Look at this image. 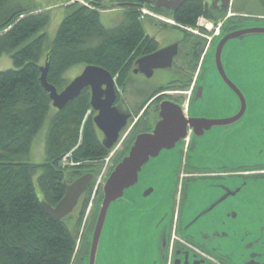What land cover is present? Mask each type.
Listing matches in <instances>:
<instances>
[{
	"label": "flooded vegetation",
	"instance_id": "flooded-vegetation-1",
	"mask_svg": "<svg viewBox=\"0 0 264 264\" xmlns=\"http://www.w3.org/2000/svg\"><path fill=\"white\" fill-rule=\"evenodd\" d=\"M169 11L141 16L146 37L157 44L151 52L139 50L131 61L126 85L132 82L137 93L144 96L138 108L124 99L123 87L118 84L120 74L115 77L117 98L114 105L130 115L118 143L111 149L112 155H116L115 163L126 155L138 134L154 128L160 120L163 101L180 104L190 117L224 120L241 110L239 97L218 72L215 52L225 36L242 29L264 27V17L232 14L220 6L211 18L219 28L210 37L206 29H202V34L187 31ZM169 29L179 30L181 34L177 39L164 42L167 39H162L164 32ZM251 35L264 36L236 37L226 47L233 40ZM173 45H177V54L170 67L140 66L141 58ZM256 56L261 62L257 63L256 71L246 75L245 87L231 76L224 61L228 77L245 98L243 115L234 122L216 124L210 129L195 131L189 128L187 136L173 149L163 150L149 161L145 167L154 166L152 175L156 185L140 188L138 183L133 186V197L130 199L125 194L118 203L114 212L118 213L123 233L117 240L105 237L107 246L114 252L108 248L101 256L102 264L113 261L117 264L115 251L122 253L125 264H264V217L260 214L257 225L250 228L247 222L253 217L245 209L252 207L255 197L264 193V48ZM170 71L173 74L169 81L152 90L147 91L139 83ZM208 83L216 86L220 94L217 99L213 97L211 111L203 105ZM150 110L155 113L153 121H150ZM90 115L94 121L97 112L92 110ZM97 135L103 143L106 135L98 127ZM248 195L252 202L247 199ZM83 246L84 252L78 259L81 261L89 255V238Z\"/></svg>",
	"mask_w": 264,
	"mask_h": 264
},
{
	"label": "trees",
	"instance_id": "trees-1",
	"mask_svg": "<svg viewBox=\"0 0 264 264\" xmlns=\"http://www.w3.org/2000/svg\"><path fill=\"white\" fill-rule=\"evenodd\" d=\"M89 1L71 5L49 41L42 32L51 21L47 11L23 0H0V56L11 53L14 63L0 70V264H74L79 259L77 234L65 222L67 217L55 220L41 202L55 206L65 196L67 171L78 176L92 172L95 177L111 151L99 140L93 116H86L90 88L59 110L42 85L41 67L49 63L48 81L58 90L65 86L66 70L78 64L102 66L114 77L120 74L118 84L124 87L134 54L151 52L157 44L146 37L140 8L166 9L119 0L126 9L124 19L108 27L101 19L103 0ZM216 11L206 0H187L169 12L178 24L195 27L200 17L214 18ZM47 120L45 160H23ZM69 153L78 164H63ZM92 184L85 194L90 195ZM88 204L89 197L79 222Z\"/></svg>",
	"mask_w": 264,
	"mask_h": 264
},
{
	"label": "water",
	"instance_id": "water-1",
	"mask_svg": "<svg viewBox=\"0 0 264 264\" xmlns=\"http://www.w3.org/2000/svg\"><path fill=\"white\" fill-rule=\"evenodd\" d=\"M140 1L157 9L174 10L187 0ZM211 6L214 9L221 6L225 12L232 14L264 17V6L261 0H212ZM248 34H264V27L242 29L225 36L217 45L215 52L218 72L226 85L239 97L241 110L232 118L217 120L187 116L182 106L172 100H166L160 104V120L151 130L138 134L126 155L115 165L105 180L96 223L89 237L90 250L88 257L85 258L88 259V264H97L101 241L104 230L106 232L113 204L121 201L125 197L126 191L139 183L140 173L151 159L159 156L163 150L173 149L182 138L187 136L189 128H193L195 131L210 129L216 124L234 122L243 115L246 101L239 87L225 71L224 49L230 40ZM176 54L177 45H173L141 58L139 64L143 68L150 69L170 67ZM41 71L42 85L49 92L53 106L59 110L64 109L84 89L90 88L91 107L97 112L94 122L106 135L103 145L107 149H112L118 143L120 133L130 118V115L122 113L114 105L117 98L116 78L102 66L87 65L80 75L59 91L55 85L48 81V62L41 67ZM92 179L93 174L86 173L73 183H66L65 196L55 206L42 201L44 210L57 221L64 219L74 212L81 196L87 192Z\"/></svg>",
	"mask_w": 264,
	"mask_h": 264
},
{
	"label": "rangeland",
	"instance_id": "rangeland-1",
	"mask_svg": "<svg viewBox=\"0 0 264 264\" xmlns=\"http://www.w3.org/2000/svg\"><path fill=\"white\" fill-rule=\"evenodd\" d=\"M25 1H26L25 2L26 4L28 3L31 6L38 7L39 10L47 11L51 15L50 24L44 29V31H42L48 34L49 41H52L55 38L59 25L61 21L63 20V18L65 17V15L69 12V8L71 5H76V4L89 5L90 4L89 0H68V1H64V0H25ZM206 1L208 3L211 2V0H206ZM100 5H101L100 11L101 13L105 14L104 16L108 14V13L106 14L105 12L110 11V10H114L118 8L126 10L124 6L119 4V0H103L102 4ZM140 9L143 15H148L150 13L155 14V12L151 10L150 8H148L147 6H143V7L141 6ZM111 14H115V13H111ZM158 15L160 16V14ZM112 16L113 18H111V21H110L112 26L118 25L124 19V16L122 15V17H120L121 15H119L118 13ZM169 20L173 21L172 18H169ZM203 20L204 21L202 22L203 24H205V26L200 25L198 22L197 25L194 27V30L195 31L197 30L199 32L198 34H202L203 33L202 29H206L208 27L206 30L209 32L210 37H212V33H216L218 31L219 26L215 25L213 20L206 16L203 18ZM144 25L148 31L149 25L147 21L144 22ZM180 34L181 32L176 29L165 30L164 37L162 39L164 40L165 38H167L166 41L164 42H169L173 39L179 38ZM263 48H264V36H252L251 35V36L244 38L243 40H238V39L233 40L227 45L226 50L224 52V61L226 62L227 68L231 76L235 80H237L243 87H245V84L243 83V81L247 80L245 78L246 75L252 70L256 71L255 67L257 66V63L261 62L259 57L256 56V54L260 49H263ZM13 67H14V63L12 60L11 53H5L0 56V70H7ZM85 67H86V64H78V65H75L67 69L66 72L63 74V80L65 83V86H63V89L73 79H75L78 75H80L84 71ZM172 74H173L172 71L167 72V74L160 73L158 77L153 78L149 82L142 83V81H139V83L141 85H144L147 91L152 90L153 88L166 84L169 81L168 79L170 78ZM212 83H208L209 86L207 88V93L205 94V98L203 99L204 100L203 105L208 108L214 106V104L212 103L213 97L216 99H217V96L220 97L218 88L212 85ZM121 91L123 93L124 99L128 101L130 104L135 105V107L137 106V108L140 106V104L144 100V96L142 97L137 93V90L135 89L132 82L130 81L128 82V85H125L121 89ZM54 110L55 108L52 109L51 113H53ZM206 110L211 111L210 108ZM150 113H151L150 121H153L152 116L155 115V113L153 112V110H150ZM48 124H49V120H47V122L45 123V125L43 126V128L41 129L37 137L35 138L31 153L29 154L28 157H25L23 160L33 162V163H41L45 160L46 158V153H45L46 132L48 129ZM118 150H121V148L120 149L118 148ZM115 157H116L115 153L112 155V151L109 152L107 158L103 161V164L101 165L99 172L95 175L93 179V184H92V189H91L92 192L90 193V195L83 194L74 212L71 213L69 216H67V218L65 219V222L68 224L71 231L74 232V234H77V240H78L77 241V254L79 253V256L80 254L84 252L83 245L86 243L87 239L90 236L93 216L98 211V206L100 204L101 197H102L101 194L99 196V192H101L100 187L102 183H104L107 173L110 170H112L117 164L115 163ZM153 167L154 166H147L143 169V171L141 172V180L139 184L137 185L138 187L144 188L148 184L156 185V182H155L156 178L155 176L152 175ZM78 175L79 174L74 173V171L73 172L67 171L65 175V180L68 184L73 183L77 178L80 177ZM100 179H101V184L95 193L93 205L92 207H90V203L93 197V192L95 191V186L97 185V182ZM135 187L130 188L129 190L126 191V196H129L130 199L133 197L132 192L134 191L133 189ZM38 191H39V188H38ZM88 197H89L88 208L83 216L82 221L79 222L83 205L86 202V199ZM248 198L250 199V202H252L251 196L249 197L248 195L247 199ZM255 199H256V203L252 207H247V208L245 207L246 211H249L250 215L253 217V218H250L249 221L247 222V225H249L250 228L257 225L258 220L261 218L260 214H262L264 217V193L260 194V197H258L257 195ZM119 202L114 203L111 208L112 214L109 217L108 225L106 227V232L104 230L97 264H102L101 256H104L105 253H107L108 248L110 251L114 252L112 247L107 246L105 237L108 235L107 237H109L110 239L113 238L114 240H117L120 237V235L123 233L121 229L122 226H120V223L118 222V218H119V216L117 215L118 213L114 212L115 210H117V207H119L118 206ZM89 208L90 210L88 211ZM109 255L111 256V258L112 257L114 258V255L112 252H109ZM115 257H116L117 264H125L126 260L124 259L122 253H117L115 251ZM112 263L115 264L114 261L111 263L108 262L107 264H112ZM74 264H88V259H84L82 261L77 259L75 260Z\"/></svg>",
	"mask_w": 264,
	"mask_h": 264
},
{
	"label": "built area",
	"instance_id": "built-area-1",
	"mask_svg": "<svg viewBox=\"0 0 264 264\" xmlns=\"http://www.w3.org/2000/svg\"><path fill=\"white\" fill-rule=\"evenodd\" d=\"M202 21H204L203 18L200 19L199 24L202 25V26H205V24H203ZM206 27H207V26H206ZM207 28H208V27H207ZM187 29H188V30H191V31H195L193 28H188V27H187ZM195 32L198 33L197 30H196ZM62 162H63L64 165H69V164L76 165V164H78V163H76V162H73V160L71 159V154H70V153H69V154H66V155L63 157ZM102 176H103V175H102ZM100 184H101V179L97 182V185L95 186V191L93 192V199H94L95 193H96V191L98 190ZM91 205H92V202H91L90 206H91Z\"/></svg>",
	"mask_w": 264,
	"mask_h": 264
},
{
	"label": "crops",
	"instance_id": "crops-1",
	"mask_svg": "<svg viewBox=\"0 0 264 264\" xmlns=\"http://www.w3.org/2000/svg\"><path fill=\"white\" fill-rule=\"evenodd\" d=\"M24 1V3L26 2L25 0H23ZM26 4V3H25ZM114 11V12H113ZM107 15L106 16H104L105 14H103V13H101V19H102V22L106 25V26H112V24H111V18H113V16L112 15H116L117 13L119 14V15H121L120 17H122V15L124 16V13H125V10L124 9H120V8H118V9H114V10H110V11H107V12H105ZM111 13H115V14H111ZM118 16V15H117Z\"/></svg>",
	"mask_w": 264,
	"mask_h": 264
}]
</instances>
